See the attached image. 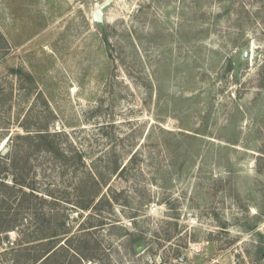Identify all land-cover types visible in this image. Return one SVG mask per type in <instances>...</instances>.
Returning a JSON list of instances; mask_svg holds the SVG:
<instances>
[{"label": "rangeland", "instance_id": "obj_1", "mask_svg": "<svg viewBox=\"0 0 264 264\" xmlns=\"http://www.w3.org/2000/svg\"><path fill=\"white\" fill-rule=\"evenodd\" d=\"M0 34L1 153L21 124L62 131L115 200L59 204L80 264H264V0H0ZM30 160L71 196L70 170Z\"/></svg>", "mask_w": 264, "mask_h": 264}, {"label": "trees", "instance_id": "obj_2", "mask_svg": "<svg viewBox=\"0 0 264 264\" xmlns=\"http://www.w3.org/2000/svg\"><path fill=\"white\" fill-rule=\"evenodd\" d=\"M0 39L8 52L10 48L7 40L2 34ZM21 127L22 133L8 138V150L4 154L0 150V264H65L66 258L59 257L64 251L79 264L83 259L94 258L91 254L84 256L80 250L81 242L86 245L90 241L86 239L88 233L84 223L72 228L64 219H58V208L65 201L71 209L88 210L101 194L97 203L106 200L109 209H112L114 198H107L100 192V183L105 184V179L96 161L89 164L85 153L75 147H71L70 155L65 156L60 140L62 131H51L47 126L30 129L21 124ZM15 142L16 145H13ZM39 153L50 154L61 175L66 169L73 174L71 196L60 198L56 196L54 188L37 179L36 170L31 169L30 159ZM135 160L136 152L124 165L108 168L107 173L121 168L119 175ZM97 203L92 208H96ZM14 230L18 238L2 246L1 237ZM129 236V251L135 254L134 245L141 236L134 232L129 233Z\"/></svg>", "mask_w": 264, "mask_h": 264}, {"label": "water", "instance_id": "obj_3", "mask_svg": "<svg viewBox=\"0 0 264 264\" xmlns=\"http://www.w3.org/2000/svg\"><path fill=\"white\" fill-rule=\"evenodd\" d=\"M100 14H101V11H100L99 9L96 10V12H95V16H96V17H99ZM136 250H137L138 252H140V251L142 250V247H141V246H138V247L136 248ZM177 260H178L179 264H184V262H185V258H184L183 255L178 256V257H177Z\"/></svg>", "mask_w": 264, "mask_h": 264}, {"label": "built area", "instance_id": "obj_4", "mask_svg": "<svg viewBox=\"0 0 264 264\" xmlns=\"http://www.w3.org/2000/svg\"><path fill=\"white\" fill-rule=\"evenodd\" d=\"M152 210H154L155 208L154 207H151Z\"/></svg>", "mask_w": 264, "mask_h": 264}]
</instances>
